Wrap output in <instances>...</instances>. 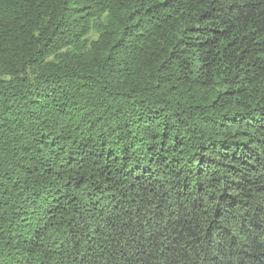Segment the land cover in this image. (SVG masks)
I'll return each instance as SVG.
<instances>
[{
    "label": "trees",
    "instance_id": "1",
    "mask_svg": "<svg viewBox=\"0 0 264 264\" xmlns=\"http://www.w3.org/2000/svg\"><path fill=\"white\" fill-rule=\"evenodd\" d=\"M0 264H264V0H0Z\"/></svg>",
    "mask_w": 264,
    "mask_h": 264
},
{
    "label": "rangeland",
    "instance_id": "2",
    "mask_svg": "<svg viewBox=\"0 0 264 264\" xmlns=\"http://www.w3.org/2000/svg\"><path fill=\"white\" fill-rule=\"evenodd\" d=\"M86 39H87L88 41H93V40L96 39V35H95L94 33L91 32V33L86 37Z\"/></svg>",
    "mask_w": 264,
    "mask_h": 264
}]
</instances>
